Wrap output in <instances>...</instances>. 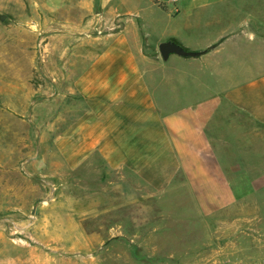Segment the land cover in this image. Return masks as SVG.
Wrapping results in <instances>:
<instances>
[{"label": "crops", "instance_id": "crops-1", "mask_svg": "<svg viewBox=\"0 0 264 264\" xmlns=\"http://www.w3.org/2000/svg\"><path fill=\"white\" fill-rule=\"evenodd\" d=\"M75 6L88 18L75 30L90 33L86 64L71 87L82 110L52 140V156L78 180L69 189H79L83 174L85 206L101 207L105 199L121 236L129 222L139 228L140 207L165 191L195 206L230 205L232 185L210 130L219 126L227 136L231 109L264 127V0H77ZM145 11L152 20L142 18ZM160 14L169 26L156 54H147L144 46L153 44L145 30ZM162 43L194 55L163 60ZM172 56L180 59L172 61L175 72L155 73L154 61ZM238 142H231L235 149ZM104 213L91 209L84 220L97 222ZM91 229L83 236L96 237Z\"/></svg>", "mask_w": 264, "mask_h": 264}, {"label": "rangeland", "instance_id": "rangeland-1", "mask_svg": "<svg viewBox=\"0 0 264 264\" xmlns=\"http://www.w3.org/2000/svg\"><path fill=\"white\" fill-rule=\"evenodd\" d=\"M76 1L0 0V264H264V127L238 111L229 110L227 136L210 130L235 197L228 206H195L165 191L121 236L105 199L85 206L83 174L69 189L78 180L52 156V140L82 110L71 87L90 33L75 30L88 20ZM154 21L144 49L155 55L169 24L161 14ZM176 59H156L155 73L175 72ZM71 194L82 199L70 204ZM91 209L106 213L85 222ZM88 228L96 237L83 236Z\"/></svg>", "mask_w": 264, "mask_h": 264}, {"label": "water", "instance_id": "water-1", "mask_svg": "<svg viewBox=\"0 0 264 264\" xmlns=\"http://www.w3.org/2000/svg\"><path fill=\"white\" fill-rule=\"evenodd\" d=\"M4 17H1L3 19ZM159 53L163 60H166L169 54H176L179 56H192L193 53L182 50L179 46L173 43H162L159 45Z\"/></svg>", "mask_w": 264, "mask_h": 264}, {"label": "built area", "instance_id": "built-area-1", "mask_svg": "<svg viewBox=\"0 0 264 264\" xmlns=\"http://www.w3.org/2000/svg\"><path fill=\"white\" fill-rule=\"evenodd\" d=\"M168 1H171L172 3H174L176 0H168ZM96 32L99 34L101 33V31H99L98 29H96Z\"/></svg>", "mask_w": 264, "mask_h": 264}]
</instances>
